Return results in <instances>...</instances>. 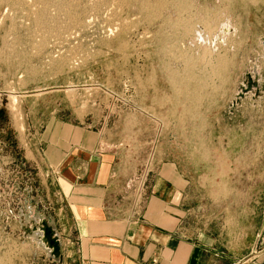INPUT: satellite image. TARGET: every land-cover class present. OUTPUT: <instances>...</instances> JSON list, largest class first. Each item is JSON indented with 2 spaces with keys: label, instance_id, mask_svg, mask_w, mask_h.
I'll return each instance as SVG.
<instances>
[{
  "label": "rangeland",
  "instance_id": "1",
  "mask_svg": "<svg viewBox=\"0 0 264 264\" xmlns=\"http://www.w3.org/2000/svg\"><path fill=\"white\" fill-rule=\"evenodd\" d=\"M51 121L104 130L139 165L158 150L194 174V228L232 240L240 223L249 239L264 213V0H0V264H63L26 161Z\"/></svg>",
  "mask_w": 264,
  "mask_h": 264
},
{
  "label": "crops",
  "instance_id": "2",
  "mask_svg": "<svg viewBox=\"0 0 264 264\" xmlns=\"http://www.w3.org/2000/svg\"><path fill=\"white\" fill-rule=\"evenodd\" d=\"M42 128L26 161L41 177L47 206L53 198V211L42 210L38 220L63 264H264V213L247 240L240 223L232 240L224 226L215 235L208 225L194 228V174L155 150L146 196L133 214L137 157L104 130L60 121Z\"/></svg>",
  "mask_w": 264,
  "mask_h": 264
},
{
  "label": "built area",
  "instance_id": "3",
  "mask_svg": "<svg viewBox=\"0 0 264 264\" xmlns=\"http://www.w3.org/2000/svg\"><path fill=\"white\" fill-rule=\"evenodd\" d=\"M154 155L148 154L138 166V170L130 181L132 192L133 214H136L143 198L146 196L150 175L153 171Z\"/></svg>",
  "mask_w": 264,
  "mask_h": 264
},
{
  "label": "water",
  "instance_id": "4",
  "mask_svg": "<svg viewBox=\"0 0 264 264\" xmlns=\"http://www.w3.org/2000/svg\"><path fill=\"white\" fill-rule=\"evenodd\" d=\"M45 234H46L47 239L50 241V244H51L52 246H56V245H55V242L51 240L52 232H51V231H48V232H46Z\"/></svg>",
  "mask_w": 264,
  "mask_h": 264
},
{
  "label": "bare ground",
  "instance_id": "5",
  "mask_svg": "<svg viewBox=\"0 0 264 264\" xmlns=\"http://www.w3.org/2000/svg\"><path fill=\"white\" fill-rule=\"evenodd\" d=\"M227 29H228V27H227V25L226 24H224V25H222L221 26V29L220 30H223L224 32H226L227 31ZM228 32V31H227ZM200 34H198V36H199ZM198 38V37H197ZM15 102V99H13V103Z\"/></svg>",
  "mask_w": 264,
  "mask_h": 264
}]
</instances>
